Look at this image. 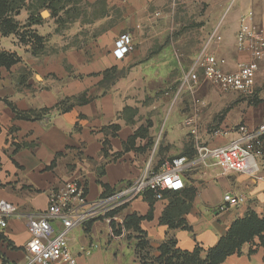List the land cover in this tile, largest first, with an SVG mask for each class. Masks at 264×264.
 Returning <instances> with one entry per match:
<instances>
[{"label":"crops","instance_id":"1","mask_svg":"<svg viewBox=\"0 0 264 264\" xmlns=\"http://www.w3.org/2000/svg\"><path fill=\"white\" fill-rule=\"evenodd\" d=\"M249 12L264 29V0H47L35 13L34 27L46 43L37 55L0 25V52L18 57L0 65V201L14 206L0 227V264L26 260L30 218L46 211L50 194L66 181L80 178L92 202L169 158L187 162L185 188L163 199L147 193L121 206L116 215L123 224L114 220L116 230H125L121 237L111 234L103 217L72 229L69 245L78 264H140L138 236L156 255L173 240L178 249H200L205 256L249 221L256 223L251 237L218 264H264V160L256 175H248L197 159L199 145H224L234 126L264 121V51L252 95L224 91L201 75L191 98L176 101L174 127L157 138L172 106L169 92L218 24L222 40L210 51L226 59L224 71L253 59L236 47L239 18ZM28 13L16 16L20 26ZM122 33L135 45L125 55L115 49ZM225 192L246 201L223 206Z\"/></svg>","mask_w":264,"mask_h":264},{"label":"built area","instance_id":"2","mask_svg":"<svg viewBox=\"0 0 264 264\" xmlns=\"http://www.w3.org/2000/svg\"><path fill=\"white\" fill-rule=\"evenodd\" d=\"M221 40L218 24L192 64L183 71L172 104L176 103L184 91L191 93L199 83L201 75L224 91H236L246 95L254 93L255 76L264 51V29L254 22L252 12L240 16L236 47L239 51H250L253 59L239 61L236 70L232 72L224 71L225 58L210 51L212 42ZM134 46L133 37L129 33H122L115 40V49L120 55L132 52ZM196 103L199 106L204 105L203 100H196ZM231 132L234 134L233 138L224 145H199L197 159L201 162L214 160L224 173L256 175L260 171L261 161L264 160V121L254 128L239 124ZM186 165L183 158L168 160L159 169L148 164L126 188L92 202L88 200L80 178L66 181L59 190L50 194L46 211L30 218L31 238L26 245L27 258L17 264H78L69 245V233L72 229L103 217L110 224L113 236H123L125 230L117 234L112 226V221L120 218L116 214H109L147 193L163 199L166 191H182L185 188L183 173ZM245 201L244 195L231 192L223 194V206L238 205ZM13 211L14 206L11 203L0 201V227L7 226V217ZM120 224H123V220H120Z\"/></svg>","mask_w":264,"mask_h":264},{"label":"trees","instance_id":"3","mask_svg":"<svg viewBox=\"0 0 264 264\" xmlns=\"http://www.w3.org/2000/svg\"><path fill=\"white\" fill-rule=\"evenodd\" d=\"M9 4V0H0V25L4 34L11 33L18 28L15 24L12 27H8L11 20L4 18ZM16 60L12 54L0 52V65H8ZM118 210L111 212L109 215L117 214ZM255 224L253 221L239 224L227 236L221 238L216 247L209 249L205 256H202L200 249H196L193 252L182 251L175 246L173 240H168L163 244L160 248V254L156 255L148 240L142 236L137 237L136 254L140 264H218L229 254L237 251L242 243L251 237L253 233L252 226ZM124 225L126 227V221ZM112 226L116 228L114 221H112ZM116 233H120V229L116 230Z\"/></svg>","mask_w":264,"mask_h":264},{"label":"rangeland","instance_id":"4","mask_svg":"<svg viewBox=\"0 0 264 264\" xmlns=\"http://www.w3.org/2000/svg\"><path fill=\"white\" fill-rule=\"evenodd\" d=\"M10 4L9 7H7L6 9V14L4 16V18L10 19L11 23L8 24V27H12L14 26V24L18 27L17 30H14L11 33H15L17 39L19 40V43H21L24 46H28L29 51L31 52V54L33 55H37V54H41L45 51L46 49V43H44L45 41V36L41 35L40 33H38L34 27V24L38 21L39 16L35 15V13L38 11L39 8H41L44 4L45 1L47 0H9ZM22 9H26L29 13H28V17L25 20V23L23 25L20 26V22L19 20L16 18V16L20 13V11ZM9 29V28H8ZM22 29V30H21ZM8 31V30H7ZM173 39L175 36H172ZM196 36L191 35L189 36V38L186 40V44L188 46V62H191V55L194 53L193 52V48H194V39ZM192 40V41H190ZM15 56V55H13ZM16 59H18L17 56H15ZM170 88V87H169ZM169 88H165V89H159L158 93H157V98H162L163 96H165L166 91L169 90ZM177 89L172 90L171 92H169L170 96H174L175 92ZM183 96H187L189 98H191L190 94L188 91H184L183 93H181V95L179 96L178 99H181V97ZM170 112L166 115H163L162 119H161V129L157 134V138H160V136L162 137L163 132H170L171 128L174 127V124L176 123V119L179 117L178 114V106L174 104H172V106H170ZM173 113H172V112ZM156 118L159 117H155L154 120ZM160 125V124H159ZM170 160V158H169Z\"/></svg>","mask_w":264,"mask_h":264}]
</instances>
